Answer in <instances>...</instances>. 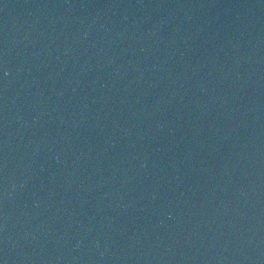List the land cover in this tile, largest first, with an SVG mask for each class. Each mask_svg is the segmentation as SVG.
I'll return each mask as SVG.
<instances>
[{"label": "water", "instance_id": "obj_1", "mask_svg": "<svg viewBox=\"0 0 264 264\" xmlns=\"http://www.w3.org/2000/svg\"><path fill=\"white\" fill-rule=\"evenodd\" d=\"M2 264H264V0H0Z\"/></svg>", "mask_w": 264, "mask_h": 264}, {"label": "snow or ice", "instance_id": "obj_2", "mask_svg": "<svg viewBox=\"0 0 264 264\" xmlns=\"http://www.w3.org/2000/svg\"><path fill=\"white\" fill-rule=\"evenodd\" d=\"M0 264H2V262H0Z\"/></svg>", "mask_w": 264, "mask_h": 264}]
</instances>
